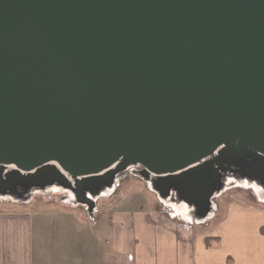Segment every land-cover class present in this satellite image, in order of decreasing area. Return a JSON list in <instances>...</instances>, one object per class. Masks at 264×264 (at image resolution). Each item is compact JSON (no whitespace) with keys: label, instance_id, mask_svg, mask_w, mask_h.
<instances>
[{"label":"water","instance_id":"water-1","mask_svg":"<svg viewBox=\"0 0 264 264\" xmlns=\"http://www.w3.org/2000/svg\"><path fill=\"white\" fill-rule=\"evenodd\" d=\"M130 165L201 219L227 166L264 186V0H0V195L93 212Z\"/></svg>","mask_w":264,"mask_h":264},{"label":"crops","instance_id":"crops-1","mask_svg":"<svg viewBox=\"0 0 264 264\" xmlns=\"http://www.w3.org/2000/svg\"><path fill=\"white\" fill-rule=\"evenodd\" d=\"M253 202L231 199L205 219L179 211L178 221L151 204L97 228L0 209V264H264V205Z\"/></svg>","mask_w":264,"mask_h":264},{"label":"rangeland","instance_id":"rangeland-1","mask_svg":"<svg viewBox=\"0 0 264 264\" xmlns=\"http://www.w3.org/2000/svg\"><path fill=\"white\" fill-rule=\"evenodd\" d=\"M11 172L9 169H3L0 176L7 180ZM223 175L221 188L212 200V212L215 217H220L225 203L231 199L254 201L264 205V186L260 181L249 178L245 171L237 168L228 170ZM155 180L156 177L146 174L143 166H128L125 171L114 176L111 187L93 197L96 202L93 214L88 213L89 207L78 202L75 192L59 185L44 190L24 191L20 188L16 193L0 195V209L23 208L41 211L42 215L52 216L51 220L45 223L46 226H49L51 221H56V218L64 221V217L67 220L66 217L71 216L74 220L77 218L82 226L93 228L106 225L112 214L148 211L151 204L156 205L157 209L167 214L172 221H178L179 211L184 212L182 215H186V211H194V208L182 201L176 192L171 191L169 195H163ZM169 210L172 215H169ZM77 216H81V219Z\"/></svg>","mask_w":264,"mask_h":264},{"label":"bare ground","instance_id":"bare-ground-1","mask_svg":"<svg viewBox=\"0 0 264 264\" xmlns=\"http://www.w3.org/2000/svg\"><path fill=\"white\" fill-rule=\"evenodd\" d=\"M215 155H212L210 158H213ZM52 164V163H51ZM9 168V170L11 171V170H15L16 168L15 167H8ZM116 168H117V164L116 165H114L113 167H111L110 169H108V170H110V172H113L114 170H116ZM233 168H237V169H241V170H243V171H248L249 170V168H248V166L247 165H245V166H227L226 167V169L223 171L224 173L226 172V171H228V170H231V169H233ZM22 172V174H24V175H28V174H31V173H33L34 171H21ZM221 173L222 174V176H224L223 174L224 173ZM64 174H67V173H64ZM104 174H106L105 172H102L101 173V175L100 176H102V175H104ZM67 178L69 179V180H74V179H72L70 176H68L67 175Z\"/></svg>","mask_w":264,"mask_h":264}]
</instances>
